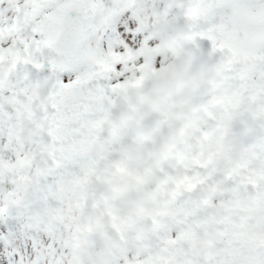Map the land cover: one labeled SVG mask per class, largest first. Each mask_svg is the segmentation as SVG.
Instances as JSON below:
<instances>
[{
  "label": "snow or ice",
  "instance_id": "6c2138e0",
  "mask_svg": "<svg viewBox=\"0 0 264 264\" xmlns=\"http://www.w3.org/2000/svg\"><path fill=\"white\" fill-rule=\"evenodd\" d=\"M161 11L214 75L118 133ZM0 264H264V0H0Z\"/></svg>",
  "mask_w": 264,
  "mask_h": 264
},
{
  "label": "rangeland",
  "instance_id": "374dc122",
  "mask_svg": "<svg viewBox=\"0 0 264 264\" xmlns=\"http://www.w3.org/2000/svg\"><path fill=\"white\" fill-rule=\"evenodd\" d=\"M153 27V37L161 41L156 54L164 59L158 70L151 71L149 65L141 86L124 90L113 122L121 134L135 130L147 138L159 137L166 120L183 113L192 95L214 75L210 62L183 51L184 32L167 11L154 18ZM149 106L144 114L143 107Z\"/></svg>",
  "mask_w": 264,
  "mask_h": 264
},
{
  "label": "flooded vegetation",
  "instance_id": "af4514ba",
  "mask_svg": "<svg viewBox=\"0 0 264 264\" xmlns=\"http://www.w3.org/2000/svg\"><path fill=\"white\" fill-rule=\"evenodd\" d=\"M151 104H153V103H151ZM149 108H150V106L149 107H146L145 108V113H147V112H149ZM161 133H159V135H160ZM155 134H152V136H154ZM152 138V137H151Z\"/></svg>",
  "mask_w": 264,
  "mask_h": 264
}]
</instances>
